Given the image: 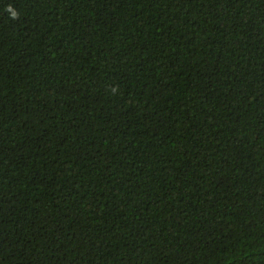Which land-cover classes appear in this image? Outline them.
<instances>
[{
    "label": "trees",
    "instance_id": "1",
    "mask_svg": "<svg viewBox=\"0 0 264 264\" xmlns=\"http://www.w3.org/2000/svg\"><path fill=\"white\" fill-rule=\"evenodd\" d=\"M0 264H264V0H0Z\"/></svg>",
    "mask_w": 264,
    "mask_h": 264
},
{
    "label": "clouds",
    "instance_id": "2",
    "mask_svg": "<svg viewBox=\"0 0 264 264\" xmlns=\"http://www.w3.org/2000/svg\"><path fill=\"white\" fill-rule=\"evenodd\" d=\"M17 16H18V13L16 11H12V17L17 18Z\"/></svg>",
    "mask_w": 264,
    "mask_h": 264
}]
</instances>
